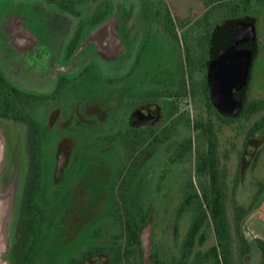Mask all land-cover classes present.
<instances>
[{"label":"flooded vegetation","instance_id":"flooded-vegetation-1","mask_svg":"<svg viewBox=\"0 0 264 264\" xmlns=\"http://www.w3.org/2000/svg\"><path fill=\"white\" fill-rule=\"evenodd\" d=\"M43 1L48 7L77 17L61 53L54 54L48 47L49 31L44 35L38 31L49 26L54 29L55 25L61 29L55 15L44 19L33 14V2L18 14L0 13V119L11 120L24 129L27 155L15 241L7 254L1 252V259L8 256L13 264H143L140 234L150 224L152 264H214L213 246L218 239L209 207L203 201L200 181L204 176L198 174L196 157L198 146L205 149L215 142L225 182L223 209L230 233V261L246 264L242 223L264 194V86L252 87L250 83L259 56L264 75V0H200L201 13H196V0L182 3L186 12L192 8L191 18L188 13L179 14L176 7L174 11L166 8L165 14L150 16L156 32L147 34L143 42L141 39L134 60L131 54L123 55L136 38L129 31L128 8L120 0H112L111 5L108 0ZM81 2H89L96 9L81 15L73 9ZM208 10L212 14L207 15ZM137 17L147 22L148 16ZM231 22H241L245 28L246 23L254 25L255 49L237 107L225 113L212 99L217 80L210 75V65L236 40L229 29ZM105 25L110 30L104 38L114 34L118 41L121 37L120 49L114 41L116 46L109 51L111 46L103 35V40L96 35L87 41L90 32L94 35ZM220 28L222 33L216 36L214 30ZM159 37L171 43L167 49L178 50L173 62L162 68L167 78H154L152 89L150 86L142 96H134V69L142 51ZM98 61L111 68L114 75L103 77ZM86 75H97L96 79L101 76V83L110 91L90 99L80 94L66 105L70 101L66 92L75 83L72 81H82ZM183 101L187 102L184 107ZM46 105L52 108L38 115ZM51 132L57 139L50 171H46L41 146ZM90 135L96 137L91 139ZM81 137L82 146L125 148V164L116 173V200L110 208L99 206L103 192L93 187L94 175L88 174L81 163L90 156L88 151L75 148L81 145ZM221 146L227 152L238 146L232 178L226 170L228 156ZM158 148L169 154L170 164L186 160L190 171L174 210L169 207L164 214L148 196L149 188H153L148 163ZM165 172L159 176V183ZM142 181L146 182L143 197ZM154 188L160 191V184ZM202 210H206L207 220ZM166 212L175 215L173 222ZM130 220L139 224V253L135 255L128 232ZM161 221L167 224L164 233L169 230L170 242H164L169 252L165 260L153 243V227ZM256 242L262 249V264L264 239L256 236Z\"/></svg>","mask_w":264,"mask_h":264},{"label":"rangeland","instance_id":"rangeland-1","mask_svg":"<svg viewBox=\"0 0 264 264\" xmlns=\"http://www.w3.org/2000/svg\"><path fill=\"white\" fill-rule=\"evenodd\" d=\"M187 1L191 2V0H120L121 4H124L123 7L128 8V12L130 15V19L128 22L129 31L130 34L134 35V37L136 38L135 44L132 45V47L130 46V51L128 50V48H126L125 54L123 55L127 56V54H131L130 59L134 60L136 58V55L138 54L140 43H142L143 40L146 39L147 34L151 33V35H153V32H156L152 28V24L156 23H154L153 19L150 16H154L155 14L163 15L165 14L164 11L166 8L174 11V8L176 7V10L179 14L186 15L188 13V15H190L189 17L191 18L192 8L189 7L188 11L186 12L184 4L183 6H181L182 3H188ZM30 2L35 3V5L33 6V14L35 13L36 15L43 17L44 19L49 17L50 15H54L55 7L46 6L43 0H0V13L8 14L10 13V11H12V14H18L20 11L23 12ZM108 2L111 5L112 0H108ZM196 2L198 4V6L195 7L197 8L196 13H201L203 10L202 3L200 0H196ZM73 9L81 15H85L86 12L92 11L96 8L93 7L89 2H81L76 3L73 6ZM140 14L148 16L147 22L142 23L139 21L137 16ZM56 20L61 25V29L57 28V26L55 25L54 29L49 26L48 28L46 27L43 30H38L42 31L43 35L45 32L49 31L50 36L47 45L54 54L64 51L65 42L72 35L74 27L77 24V17L73 14L68 13L65 18L56 16L55 21ZM91 33L92 32H90L87 36V41L94 39L97 35V39L99 40H101L102 38H106L108 40V46H111L109 47V51L114 50L116 46L114 41L118 43L116 49L121 48V37H119L118 41L115 39V37L113 38L114 34L112 36L107 35L104 38V35L107 34V31L101 29H98L94 35ZM100 35H103V37L101 38ZM160 38L161 37L152 39L149 49L147 48L146 50L142 51L144 53L139 58V65H137V67L134 69L131 77V81L133 84L132 93L134 94V96H142L144 94V91L150 86L152 89L153 84L151 82L152 80H154V78L158 80L160 78H167L165 77V73L162 68L164 65H166L165 63L173 62L175 54L176 52H178V50L167 49V45L171 46V43L165 38L159 40ZM111 40H113V45H111ZM123 42L126 43V39H123ZM126 62L127 60H125L124 63L126 64ZM98 63L100 66L99 72L103 75V77L106 74L114 75V72L111 68H105L106 64L104 62L98 61ZM253 67L254 68L252 71L250 82L251 86L258 88L264 86V75L262 71L263 62L260 56L256 59ZM96 76L92 78L90 77V75H86L82 78V81L81 78L79 80L76 79L75 81H72L75 83L70 87V90L66 92L67 98L70 101L65 102V104L68 106L71 105L74 102V98L78 97L80 94H85L84 99H90L94 98V96L105 95L106 93H108L111 88L101 83V76L99 79H96L98 78ZM83 85L86 86L82 87ZM186 105L187 102L183 101L182 107ZM51 108L52 106L50 105L42 107L38 115H40L41 113V115H45ZM104 125H107V123H105ZM89 137L93 139L96 136L90 135ZM56 139V135H52L51 132L45 137V145L41 146L42 159L45 163L46 171H50L51 168V162L53 160V148ZM80 144L81 145L79 146H75V148L81 151H88V153L90 154V156L86 157L81 163L85 165L84 167H87L86 171L88 174L94 175V178H91L93 187H99V189L103 192L102 203L99 204V206L101 208H110L116 200V173L125 164V148L123 146L117 145L104 146L103 144L100 146H82L84 144V140L82 137L80 139ZM221 147H224V149H222V152H226L228 156V159L226 161V170L229 178H232L236 165L235 155L238 146H235L232 150L230 149V146H228L230 149L228 150V152L227 149H225V146ZM168 157L169 154L167 152L161 150V148H158L155 151L154 155L150 158V161L148 163L153 173V188H149V191H151L150 193L148 192V196L150 202L156 203L157 211L160 214H164V212L169 209V207L174 210L178 202V196L180 195L181 187H183L190 175L189 165L186 160L170 164L167 162ZM164 170L166 172L159 183V176L163 173ZM145 184L146 182L142 181L140 185L143 187L140 189L141 197H143ZM157 184H160V191L154 188ZM244 199L245 201H247V198ZM106 211L108 210H104V212ZM166 214H168V212H166ZM174 216L175 215L172 214V212L167 215L168 220H170L169 222L174 221ZM166 227L167 224L165 223V221H161L160 224H155L153 227V243L161 249L159 254L162 258H164V260L169 255L164 242H167V244H169L170 242L168 234L169 230L168 232L166 231V233H164ZM170 228L172 229V227ZM252 228L257 237L264 239V234L262 231L256 230V226H253ZM154 248L155 246L153 247V250Z\"/></svg>","mask_w":264,"mask_h":264},{"label":"water","instance_id":"water-1","mask_svg":"<svg viewBox=\"0 0 264 264\" xmlns=\"http://www.w3.org/2000/svg\"><path fill=\"white\" fill-rule=\"evenodd\" d=\"M54 15L66 17L67 13L54 9ZM58 23V22H56ZM107 25L100 28L109 31ZM240 38L222 50L210 65V75H215L216 84L212 99L215 106L225 113L237 107L240 95L248 80L252 53L255 49L254 25L248 24ZM8 119H0V254L9 252L13 242L18 217L24 177L27 171L24 129ZM264 234V194L252 207L242 223L241 233L249 246V259L246 264H260L262 249L256 242L253 230ZM150 224L141 229L144 248L143 264H152L150 260ZM0 264H10L8 256L0 257Z\"/></svg>","mask_w":264,"mask_h":264},{"label":"trees","instance_id":"trees-1","mask_svg":"<svg viewBox=\"0 0 264 264\" xmlns=\"http://www.w3.org/2000/svg\"><path fill=\"white\" fill-rule=\"evenodd\" d=\"M206 14L210 15L212 14V11L208 10ZM206 25L208 24L206 23ZM247 25L248 24L246 23V27ZM244 28L245 27L242 26L241 22H231L229 25V29L232 32L231 36L232 34H234L232 36V39H234L235 36L236 38H240L244 31L243 30ZM214 32H216L215 35L218 36L219 33H222V28L214 30ZM217 149H218V146L215 145V142H212L211 146H207L205 149L203 146H198L196 165H197L198 174L202 177L204 176L202 179L203 181H200V185H201V189L203 191V197H204L203 201L207 205V207H209L210 214L214 221L215 233L218 239L217 244L213 246L214 264H231L230 247H229L230 233L227 228V223L225 220V214H224V209H223L224 208L223 195L225 191V182H224L223 173L221 172L220 166L218 163L219 156H218ZM199 207L202 208L201 203H199ZM206 214H207L206 210H202V216L205 219H206ZM192 228L193 227L191 225L189 238H191ZM128 232L134 242L133 243L134 255L138 254L139 253V245H138L139 244V241H138L139 240L138 239L139 224L136 222V220L129 221ZM242 243H243L242 247L244 248V251L246 252L245 263H247L248 258H249V255H248L249 247L247 243L244 242L243 240H242ZM129 247L130 245L127 246V249H129ZM10 264H13V263L10 261ZM262 264H264V258L262 260Z\"/></svg>","mask_w":264,"mask_h":264}]
</instances>
